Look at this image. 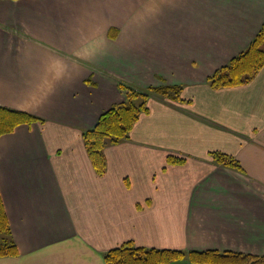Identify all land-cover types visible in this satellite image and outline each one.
Listing matches in <instances>:
<instances>
[{
    "label": "crops",
    "instance_id": "1",
    "mask_svg": "<svg viewBox=\"0 0 264 264\" xmlns=\"http://www.w3.org/2000/svg\"><path fill=\"white\" fill-rule=\"evenodd\" d=\"M263 22L264 0H0V106L42 118L0 135V264H106L126 242L264 254V65L208 82ZM162 84L183 102L150 94L98 174L82 130Z\"/></svg>",
    "mask_w": 264,
    "mask_h": 264
},
{
    "label": "trees",
    "instance_id": "2",
    "mask_svg": "<svg viewBox=\"0 0 264 264\" xmlns=\"http://www.w3.org/2000/svg\"><path fill=\"white\" fill-rule=\"evenodd\" d=\"M264 22L248 46L224 66L211 73L208 82L213 87L237 86L247 83L264 65ZM125 87V86H124ZM126 89V88H125ZM125 99L103 111L96 122L83 129L81 136L87 154L95 171L102 174L106 168L103 148L106 144L117 143L127 138L140 114L148 110V97L158 94L172 101L180 102L181 86L162 84L146 89L128 87ZM42 118L31 113L0 106V135L10 132L20 123L30 124ZM214 161L225 166L239 168L238 161L230 154L213 151ZM172 162L182 158L169 157ZM9 226L0 198V256L15 254V245L9 237ZM187 258L197 264H264V254H251L240 251L183 250L178 248H154L135 246L129 242L113 247L104 253L106 264H166L180 258Z\"/></svg>",
    "mask_w": 264,
    "mask_h": 264
},
{
    "label": "rangeland",
    "instance_id": "3",
    "mask_svg": "<svg viewBox=\"0 0 264 264\" xmlns=\"http://www.w3.org/2000/svg\"><path fill=\"white\" fill-rule=\"evenodd\" d=\"M260 46H264V44H261ZM254 76H255V75H254ZM254 76H253V77H254ZM253 77H252V79H253ZM252 79H251V80H252ZM251 80H250V81H251ZM250 81H248V82H250ZM248 82H247V83H248ZM244 84H245V83H244ZM241 85H243V84H241ZM128 87H130V86H125V87H123V88H126L125 90H129ZM148 100H149V99H148ZM164 100H167V101H168V99H164ZM173 102H176V101H173ZM180 102H183V99H182ZM147 103H148V101H147ZM220 152H222V151H220ZM224 153H225V152H224ZM212 158H213V157H212ZM213 160H214V159H213ZM213 163H215V164H217V165H218V164H221V163H217V162H215V161H214ZM221 165H223V164H221ZM0 237H1V234H0ZM129 243H130V242H129ZM130 244H132V243H130ZM132 245H133V244H132Z\"/></svg>",
    "mask_w": 264,
    "mask_h": 264
}]
</instances>
